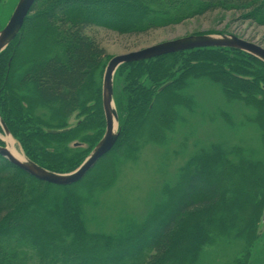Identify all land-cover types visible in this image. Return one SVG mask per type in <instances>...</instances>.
I'll list each match as a JSON object with an SVG mask.
<instances>
[{
	"label": "trees",
	"instance_id": "1",
	"mask_svg": "<svg viewBox=\"0 0 264 264\" xmlns=\"http://www.w3.org/2000/svg\"><path fill=\"white\" fill-rule=\"evenodd\" d=\"M213 11L234 12L242 22L264 26V0H37L0 55L2 120L28 159L51 172L75 171L106 129L95 79L105 51L88 29L141 35ZM247 60L260 69L253 72ZM128 69L122 98L117 77ZM117 72L120 137L81 182L66 187L41 182L0 157V264H197L215 238L234 237L247 246L259 240L264 164L241 148L220 146L180 167L142 223L116 234L88 230L85 206L115 184L122 156L146 144L167 147L188 124L195 80L214 82L230 101L252 107L250 123L264 130V64L241 51L195 49L125 64ZM77 113L85 119L69 127ZM83 129L95 131L90 148H70Z\"/></svg>",
	"mask_w": 264,
	"mask_h": 264
},
{
	"label": "rangeland",
	"instance_id": "2",
	"mask_svg": "<svg viewBox=\"0 0 264 264\" xmlns=\"http://www.w3.org/2000/svg\"><path fill=\"white\" fill-rule=\"evenodd\" d=\"M18 2L0 0V31L8 24ZM87 34L105 51L103 66L99 67L95 76L101 88L107 64L113 57L166 41L196 35H234L264 48V26L242 22L239 15L230 11L209 12L179 25L151 30L141 35H120L97 27L88 29ZM247 63L252 65L253 72L261 67L255 62L247 60ZM129 70H123L117 77L116 90L122 98L126 95L124 89ZM178 71L176 66L174 77L180 75ZM189 93L194 96L196 103L190 114H187L188 124L178 130L174 141L167 147L146 144L138 152L122 156L117 166L115 184L101 192L94 203L85 206L89 231L116 234L131 223H142L153 208L162 186L173 183L180 167L191 158L200 157L203 151H210L213 146H220L224 151L241 148L252 155L253 161L264 164V130L250 123L248 117L254 113L252 107L241 101H230L220 85L206 79L195 80ZM85 117L79 113L73 115L68 120V126L74 128ZM94 133L88 129L78 131L76 139L69 143L70 148L88 150V139ZM11 136L15 149L26 156L19 138L12 133ZM6 139L0 126L1 147L7 144ZM259 235V240L250 242L249 246L234 237L215 238L204 247L197 264H235L239 260L245 264H264V227H260ZM243 257L247 259H240ZM30 258L36 259L31 255Z\"/></svg>",
	"mask_w": 264,
	"mask_h": 264
},
{
	"label": "water",
	"instance_id": "3",
	"mask_svg": "<svg viewBox=\"0 0 264 264\" xmlns=\"http://www.w3.org/2000/svg\"><path fill=\"white\" fill-rule=\"evenodd\" d=\"M37 0H19L8 24L0 31V55L15 41L20 34L27 17L32 13ZM207 48L233 49L246 53L264 63V48L234 35H196L162 42L136 52L113 57L107 64L102 86V105L106 122L103 138L84 160L78 169L71 173L59 174L51 172L24 156L23 160L15 158L5 143L0 146V157L18 167L31 177L56 186H72L81 182L97 163L109 154L120 137L119 117L114 101V78L118 69L125 65L142 61H149L163 56L180 52ZM169 84L162 87L164 90ZM0 126L7 138L11 133L0 116ZM63 131H50L60 134ZM264 220V215H263Z\"/></svg>",
	"mask_w": 264,
	"mask_h": 264
},
{
	"label": "bare ground",
	"instance_id": "4",
	"mask_svg": "<svg viewBox=\"0 0 264 264\" xmlns=\"http://www.w3.org/2000/svg\"><path fill=\"white\" fill-rule=\"evenodd\" d=\"M136 52V51H135ZM120 55H125V54H120ZM102 107H103V105H102ZM104 112V111H103ZM105 117V116H104ZM6 142H7V144L9 145V148H10V150H11V152H12V154H13V156L15 157V158H17L18 160H23L24 159V156L23 155H21L16 149H15V147H14V142H13V140H12V138L11 137H9V138H7L6 139ZM117 144V143H116ZM115 147V146H114ZM113 150V149H112ZM80 167V166H79ZM78 167V168H79ZM77 168V169H78ZM35 179V178H34Z\"/></svg>",
	"mask_w": 264,
	"mask_h": 264
}]
</instances>
